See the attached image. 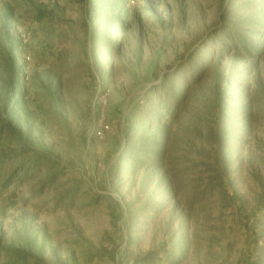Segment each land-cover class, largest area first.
Wrapping results in <instances>:
<instances>
[{"label":"rangeland","instance_id":"1","mask_svg":"<svg viewBox=\"0 0 264 264\" xmlns=\"http://www.w3.org/2000/svg\"><path fill=\"white\" fill-rule=\"evenodd\" d=\"M0 264H264V0H0Z\"/></svg>","mask_w":264,"mask_h":264}]
</instances>
